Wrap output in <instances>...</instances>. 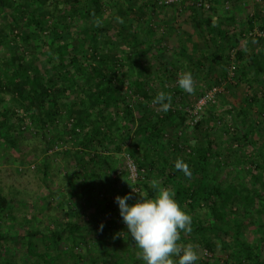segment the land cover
Returning <instances> with one entry per match:
<instances>
[{"label":"trees","instance_id":"1","mask_svg":"<svg viewBox=\"0 0 264 264\" xmlns=\"http://www.w3.org/2000/svg\"><path fill=\"white\" fill-rule=\"evenodd\" d=\"M208 1L210 5L203 2L201 18L198 8L189 6L194 33L188 35L190 43L179 39L176 58L169 65L160 55L164 37L152 27L143 34L141 13H136L132 3L0 0V142L18 154L19 134L25 138V134L41 131L47 136V131L54 130L57 139L47 141L45 152H54L58 140L66 138L65 145L70 143V147L65 157L71 154L81 172L84 195L96 183L121 185V174L129 179L126 170L117 171L113 163V168L105 164L113 159L108 155L110 147L123 153V146L132 140L126 154L135 160L141 178L136 185L128 182L127 189L137 200L142 194V198H153L156 190L149 180L154 177L160 187L174 192L181 208L192 217V231L181 232L179 243L197 240L213 253L219 246L228 256L225 264H264V11L242 14L239 22L230 12L220 21L206 14L207 8L214 14L217 11L214 0ZM246 39L250 41L240 47ZM148 40L150 45L140 49ZM155 44L159 45L157 49ZM158 67L165 70L159 81L155 78ZM185 67L193 77L197 72L207 73L209 68L220 69L216 74L222 80L204 84V90L197 89V97L184 111L177 113L170 107L158 113L152 108L160 92L156 84L171 92V80ZM232 67L235 71L230 79ZM226 79H234L238 97V105L233 103L223 111L228 124L223 123L218 108L219 101L227 98L221 86ZM198 85L204 86L201 80ZM215 86L222 90L203 110L208 108L210 113L208 125H184L189 116L187 109ZM185 96L188 99L192 94ZM174 117L182 122L183 129L175 133L174 141L169 140L158 150L155 138L165 134L164 128ZM218 124L224 128L222 135L237 142V147L225 148L226 155L222 156ZM190 129H201V136L195 137V145L187 146L193 135ZM77 142L83 147H76ZM138 149L144 153L138 154ZM163 149L171 154V165L165 162ZM177 159L188 164L190 176L175 169ZM233 165L245 168L246 177L227 184L224 176H230ZM131 188L138 191L132 192ZM67 200L64 197V208L69 209ZM11 208L7 197L0 195V214H9ZM74 214L70 212L65 222H58L59 228L41 226L39 222L35 231L22 236L3 237L0 233V247L10 251L22 247L30 256L24 257L26 264L32 262L28 261L32 257L43 264H62L66 258L72 264H145L122 217L108 223L117 230L115 233L95 231L101 235L96 238L88 235V229ZM32 218L37 221L35 216ZM250 231L257 235L253 240L247 239ZM211 234L218 236L220 243ZM36 239L52 244L55 253L44 257L35 251ZM65 242L68 251L64 250ZM110 242L125 244V250L111 252L106 247ZM79 244L85 245V253L77 251ZM100 247L106 250L105 255L97 253ZM1 254L0 249V264L12 263L13 258L2 260ZM204 262L201 264H209V258Z\"/></svg>","mask_w":264,"mask_h":264},{"label":"rangeland","instance_id":"2","mask_svg":"<svg viewBox=\"0 0 264 264\" xmlns=\"http://www.w3.org/2000/svg\"><path fill=\"white\" fill-rule=\"evenodd\" d=\"M123 1H125L127 4H134L136 13H141V19L139 22L144 31L143 34L152 27V29L156 30V32L160 33V35L164 37V44L163 46H160L162 47L163 51L160 55L165 64L169 65L176 58V52L180 47L181 41L179 39L183 38L187 41V43H190V38H188V35H193L192 32L194 33L191 23L194 17L188 13L190 10L189 6L194 4L198 8V18H201V8L203 6H197L195 1H205L207 5H210V1L208 0ZM214 2V8L217 10L216 13L214 14V11L211 13V8H207L206 14L212 17H217L220 19V21L222 17L230 12L235 13L237 21L239 22V20H243L242 14H254L258 10L264 11V0H214ZM257 27L258 26L255 25V28ZM194 40L197 41L195 38L193 41ZM249 41L250 40L247 39L242 40L240 47H242V45H247ZM148 45H150V40H148L140 49H145L144 47H148ZM154 47L157 49L159 45L155 44ZM200 47L201 49H204L205 47L202 42L200 43ZM145 61H148L147 63L150 64L149 58H146ZM158 68H160V70L157 72L158 77L155 76V78H158L159 81V75L161 76L165 70H162L163 68L161 67ZM208 70L209 71L207 73L205 72V74H198L199 72H197L196 77H193L195 81L194 92L197 89H206L207 86L204 85L206 83L213 84L222 80L221 77L216 74L220 69H215L212 71V69L209 68ZM185 71L189 70L186 67L182 68L180 72L174 76V78L171 80L172 82L170 83V86L173 88H171V92L168 93L172 98L169 108L171 107L172 110L177 113L184 111V109H186L189 104H192L197 97V93L194 94L193 92L192 96L186 99V92L183 91L177 84L178 75ZM200 80L201 84L204 85L203 88H200L198 85ZM156 85L158 86L160 92L164 91L159 83ZM221 86L223 89L225 88V96L227 98H223V100L219 101V114L222 117L223 123L228 124V116L224 112L226 107H229L228 105L233 103L238 105V97L235 90L237 84H235L234 79H226L225 82L222 81ZM152 108L158 113L162 111L159 104H152ZM207 112L208 108L203 113L202 118L200 117L198 122H193V124H191L192 120H190V117L188 116V119L185 121L184 125H188L190 128H193L201 123L203 126L208 125L207 119L210 113ZM262 118H264V115ZM176 119L177 117L172 118V120L166 125L164 128L165 134H163L162 137L159 136L155 138V141L159 143L158 150L163 147L162 144L165 145L169 140L174 141L175 133H178L183 129L184 125L182 122ZM177 126L179 129L175 128ZM223 129L224 128L222 127V124H218V126L216 125L217 134H221L224 131ZM189 132H192V129H190ZM192 133L193 135H191V138H189L190 140L187 146L195 145V137L198 138V136H201V129H198ZM55 134L56 133L54 130L47 131V136H45L41 131L35 135L30 133L25 134V138H22V136L19 134L17 136L20 147L18 154L12 153L13 151L8 148L6 144L0 142V195L7 197V199L11 202V207H13L11 208V212L9 214H4V216L0 214L1 236H22L27 232H31L33 230L35 231L38 228L39 222L41 223V226H57L58 222H65V220H67L68 214L70 212L76 213L74 215L77 216V221L80 222V225H83L85 229H88L87 233L90 237H101V235L98 233H115L117 230H115L111 224H108L111 219L121 217L119 214L118 205L114 202L115 197H122L125 194H129L130 191L127 189V187H129L128 182L131 183V181L126 178L125 174H121L119 175L121 176L120 181L124 182L121 185L118 184L119 186L111 187L108 183L104 185L96 183L93 184L91 189L83 195L82 190L80 189L82 181V177L80 176L81 172L77 170L76 164H74L75 161H72L71 154H67L65 157V154L68 153L70 147V143L65 145L66 138L58 140L59 146L57 150H54V152H45L47 141L53 142L55 139H57V137L55 138ZM217 140L219 147L221 148V156L226 155V152H224L225 148H229L231 146L233 148L237 147V142L234 138L228 139L226 136L221 134L220 136H217ZM131 141L132 140H128L123 146V153L118 152L114 147L109 148L110 151L108 155H110L111 158L113 157V161L111 160L110 162L109 160V162L105 164L107 168H113V166L110 164L113 163L117 171L123 172V170H125V155L127 152V146L131 144ZM76 144V147L80 146L79 142ZM139 151L141 154L144 153L142 152V149H138V154ZM163 151L165 153V155H163V157H165V162L170 163L169 165H171V162H173L171 154L165 149H163ZM158 153L161 156V153ZM159 155L154 158V161L160 158ZM69 159L71 160L69 161ZM219 160H222L226 163V160L223 157H220ZM247 168L250 169V167ZM230 171L231 174L228 176V178L224 176V178L227 179V184L238 181L240 177H246L244 172L245 168L239 167L236 169L233 165V168H231ZM152 179L150 178L149 182L156 181V178L152 177ZM131 184L134 185L133 183ZM132 189L134 190V188H131V191ZM127 190L128 192L126 193ZM143 192L144 191H142V193ZM142 196L143 194L137 197L139 198ZM64 197L68 198L67 203L69 204V209L64 208ZM136 201L137 199L132 196V199L127 201V203L132 205ZM34 216L37 218V221L32 218ZM122 224L125 225L124 223ZM101 225H103L102 228ZM95 231L98 233H95ZM256 236L257 235L254 231L247 233V239L249 240H253V238ZM211 237L215 242L220 243L218 236L211 234ZM33 242H35L34 250L38 251L44 257H48L50 254L52 255L55 253L54 246L52 244H45L42 240L38 239L33 240ZM181 244H184V242ZM185 244H192L195 247L199 257L196 261V264L205 263L204 259L206 257L209 258V264L215 263L217 261L220 262L219 264H225V261L228 259L226 253H224L219 246L217 247L216 253H213L209 252L207 248H205L203 244L197 240L192 243ZM25 245L26 241L24 242V248ZM64 246V250L68 251L69 246L67 242H65ZM125 246L126 245L121 242H110L109 245H106V247L110 249L111 252L113 250L114 252L118 251L120 253L125 248ZM0 249L2 253V260L6 258H13L11 264H26L25 262L27 261L24 260V257L26 259L30 257L26 255V252L24 251L25 249L22 247L13 248L11 250L13 252L4 246H1ZM102 249V247L99 249L97 248V253L105 255L107 252L106 250ZM77 251L80 253H85L87 250L85 249V245L79 244ZM22 255H24L23 260ZM28 261H32L28 264H43L36 257H32L31 260ZM62 264H72V261L69 260V258H66Z\"/></svg>","mask_w":264,"mask_h":264},{"label":"clouds","instance_id":"3","mask_svg":"<svg viewBox=\"0 0 264 264\" xmlns=\"http://www.w3.org/2000/svg\"><path fill=\"white\" fill-rule=\"evenodd\" d=\"M178 86L188 94L195 90V81L190 71L178 75ZM171 95L161 91L153 99L162 111H167L171 103ZM175 169L190 176L188 164L177 159ZM156 190L153 198L138 199L129 205L131 193L116 196L119 214L125 224L132 242L140 249L145 264H196L198 253L192 244H181L180 233L192 231V217L187 214L175 199L174 192L160 187L157 181L151 182ZM136 193L135 190L132 189ZM103 225H101V228ZM177 257L178 259H173Z\"/></svg>","mask_w":264,"mask_h":264},{"label":"built area","instance_id":"4","mask_svg":"<svg viewBox=\"0 0 264 264\" xmlns=\"http://www.w3.org/2000/svg\"><path fill=\"white\" fill-rule=\"evenodd\" d=\"M195 4L199 7H202L204 5V3L201 1H195ZM233 70L235 71V67H232V70L229 74L230 79L234 75ZM220 91L221 89L218 86L212 87L202 97H200V99H198L196 103H194L193 105H191L190 108L187 109V112L190 116L189 119L192 120L191 124H193V122H198L200 115L203 113L204 108L208 104L215 102L216 96L218 95V93H220ZM57 149L58 147L55 148V150ZM125 170L127 171V175L131 183L136 185L138 180L141 178V174L138 166L136 165L135 160L129 154L125 155ZM135 191L137 192L138 190L135 189Z\"/></svg>","mask_w":264,"mask_h":264}]
</instances>
